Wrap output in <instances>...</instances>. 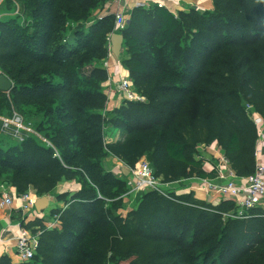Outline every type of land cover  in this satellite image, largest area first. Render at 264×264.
<instances>
[{"label": "trees", "instance_id": "obj_1", "mask_svg": "<svg viewBox=\"0 0 264 264\" xmlns=\"http://www.w3.org/2000/svg\"><path fill=\"white\" fill-rule=\"evenodd\" d=\"M14 1L21 15L0 19V72L13 83L0 91V116L17 111L50 145L33 135L12 145L16 137L1 132L0 185L65 205L51 211L57 228L23 222L41 234L35 257L22 264H264V209L236 219L232 200L149 191L123 214L127 179L105 168L110 157L132 169L145 158L164 184L212 180L218 171L199 148L217 144L238 177L255 172L260 129L251 116L264 118V0L134 8L120 32L121 56L144 101L113 110L104 62L119 31L110 0ZM14 10L6 0L0 13ZM118 131L126 137L108 143ZM72 181L81 183L78 192L57 193ZM0 264L13 262L6 256Z\"/></svg>", "mask_w": 264, "mask_h": 264}, {"label": "built area", "instance_id": "obj_2", "mask_svg": "<svg viewBox=\"0 0 264 264\" xmlns=\"http://www.w3.org/2000/svg\"><path fill=\"white\" fill-rule=\"evenodd\" d=\"M115 1L118 3L127 0ZM166 1L167 0H140L136 4L135 8H150L152 4L157 5L159 8H166ZM5 2L6 0H0V9ZM13 2L16 9L15 15H21L20 5L14 0ZM129 19L130 15L127 16L123 11H119L116 13L115 24L117 31H119L118 34H120V32H122L126 28ZM108 59L104 62V67L107 69V71L109 68ZM119 60L118 62L120 63ZM117 92L123 97V101H144V98L135 91L130 77H121L119 83L117 84ZM247 110L248 112H253L251 106H248ZM251 117L255 125L260 129V138L258 141V145H260L264 141V118L256 114H253ZM0 124L2 133L13 132V136L19 138L21 141H23L26 136L33 135L39 137L41 140H43L44 143L50 145L49 142L41 137L34 129L32 130V128H28V126H26L24 118L19 113L13 112L11 117L0 116ZM138 164L139 167L132 171L135 177L133 180L131 179L132 183L136 185L135 188L137 190H141L142 187H147L152 191H156L166 196L172 192H175L167 191L166 189L162 188L161 183L163 186H172V184H164L163 182H161L160 179L154 175L151 164L147 161V159H142ZM212 169H216L218 171V176L215 179H194L199 180L200 190H203L210 194L209 197H212V193H215L216 195H220L222 199L232 200L236 206L235 210L231 214L233 218L247 219L248 213L251 210L257 208L264 209V165H262L257 159L255 172L247 178L238 177L225 157H222L219 160L218 166H214L212 167ZM218 182H220V184H217ZM1 188L4 190V203L11 206L14 202L12 195L7 192V190H5L4 185H2ZM19 199L22 201V209H24L25 211H30L35 208V200L33 199L31 192L19 195ZM56 221L58 222L57 219ZM58 226L59 222L52 223L48 225L47 228L54 229ZM40 234V231L38 233L32 234L28 229L23 228L21 231V235L17 237L16 255L22 263L30 262L35 257L39 246Z\"/></svg>", "mask_w": 264, "mask_h": 264}, {"label": "crops", "instance_id": "obj_3", "mask_svg": "<svg viewBox=\"0 0 264 264\" xmlns=\"http://www.w3.org/2000/svg\"><path fill=\"white\" fill-rule=\"evenodd\" d=\"M139 1L140 0H127L117 3L115 0H110L106 4V8L109 9L113 14H116L119 11L129 13L135 8L136 4ZM166 5L173 12H177L179 9L181 10L184 8H193V6L200 10H208L212 8V3L210 0H167ZM122 58V56L120 58H117L113 54L111 46V55L108 59L109 80L105 85L106 93L110 98L109 110L115 109L116 107L121 105V102H123V97L117 92V84L119 83L121 77H129V72L124 67L123 63H121ZM118 60L120 61V63L118 62ZM122 134L119 136L118 134L113 135V133H110L107 138L108 143H115L119 140H123L126 136ZM9 143L12 144V142ZM199 150H201L200 156L205 160V165L210 169H212V167L214 166L217 167L219 160L224 157L222 149L217 144L204 146V148L200 147ZM256 159L262 165H264V141L262 142V144L258 145V149L256 151ZM105 165L107 171L114 172L117 175L122 171L121 169L123 167V164L120 163L118 159L113 157L107 159ZM2 185H4L5 190H7V192H9L14 199V202L11 206L4 203V190L1 188ZM81 187V183L77 181L64 182L58 187L57 193H64L66 191L75 193L78 192ZM177 188L179 189V192H177L178 194L182 195L194 192L198 200L208 203L216 204L222 200L220 195L212 193V197H209L210 194L203 190H200L199 180L196 179H191L178 184ZM30 192L32 193V197L36 203L38 199L36 191L34 189H31ZM19 195L20 194L17 192V189L13 187L9 182H5L0 185V259L7 256L12 260L13 264H22V262L16 255V239L21 235V231L24 228L23 222L33 223L39 219L42 221L44 226L47 227L52 223H58L56 221L57 218H54L51 215V211L54 208L61 209L65 207L63 202H59L57 198L49 195L51 197L50 204L44 212H38L36 208L30 211H25L24 209H22L23 204L19 199ZM32 229L29 231L34 234ZM39 229V227H36V230L39 231Z\"/></svg>", "mask_w": 264, "mask_h": 264}, {"label": "rangeland", "instance_id": "obj_4", "mask_svg": "<svg viewBox=\"0 0 264 264\" xmlns=\"http://www.w3.org/2000/svg\"><path fill=\"white\" fill-rule=\"evenodd\" d=\"M194 7V6H193ZM15 12H16V9L14 10V11H3V12H1L0 13V19L1 18H3V17H8V16H15ZM127 16H129L130 15V12L129 13H125ZM0 74H2L1 72H0ZM13 112H16V113H18L17 111H13ZM4 116H6V117H11V116H8V115H4ZM23 117V116H22ZM24 118V117H23ZM26 124V126H28V128H32V130L34 129V122L33 123H29V124H27V123H25ZM0 133H1V130H0ZM123 132H121V131H118V132H113V135L114 134H118L119 136L122 134ZM11 134L13 135V132H11ZM123 135V134H122ZM4 136H10V135H4ZM7 138H9V137H7ZM39 138V137H38ZM40 139V138H39ZM15 141L16 142H21V140L19 139V138H14L13 137V142H12V145H14L15 144ZM119 141H121V140H119ZM201 147H203L204 148V146H201ZM200 152H201V150H199V154H200ZM201 157V156H200ZM225 157V156H224ZM204 160V159H203ZM108 163V162H107ZM121 163V162H120ZM123 164V163H122ZM204 164H205V160H204ZM231 165V164H230ZM106 166V165H105ZM123 167L122 168H128L126 165H122ZM137 167H139V164L137 165ZM136 167V168H137ZM232 167V166H231ZM136 168H128V169H130V174H129V176L128 177H126V179H127V182H130L131 181V179L133 180L134 179V174H133V170H135ZM233 169V168H232ZM122 170V169H121ZM160 179V181L162 182V179L161 178H159ZM217 184H220V182H218ZM161 186H162V188L163 189H166L167 191H175V192H179V189L177 188L178 187V183H175V184H172V186H168V185H162V183H161ZM136 185L134 184V183H132V181L130 182V183H128V193L124 196V209H123V214H126L127 212H129L130 210H133L136 206H137V204H138V202H139V200H140V198L146 193V192H149V191H152L150 188H147V187H142V189L141 190H137L136 188ZM30 192V191H29ZM37 195V194H36ZM216 196V195H215ZM215 196H213V197H215ZM37 197L38 198H40L38 195H37Z\"/></svg>", "mask_w": 264, "mask_h": 264}, {"label": "water", "instance_id": "obj_5", "mask_svg": "<svg viewBox=\"0 0 264 264\" xmlns=\"http://www.w3.org/2000/svg\"><path fill=\"white\" fill-rule=\"evenodd\" d=\"M112 52L117 57L120 58L123 49L124 37L121 34L114 33L110 38ZM13 88L12 81L5 76L4 74H0V91L9 93ZM122 172L124 173L125 177H128L130 174V169L122 168ZM51 197L50 196H43L37 199L35 203V208L38 212H44L50 204Z\"/></svg>", "mask_w": 264, "mask_h": 264}]
</instances>
